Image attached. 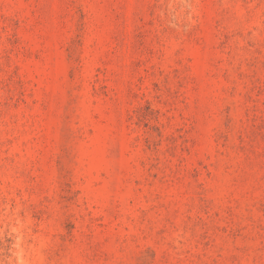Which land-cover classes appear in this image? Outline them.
Here are the masks:
<instances>
[{
    "label": "rangeland",
    "instance_id": "374dc122",
    "mask_svg": "<svg viewBox=\"0 0 264 264\" xmlns=\"http://www.w3.org/2000/svg\"><path fill=\"white\" fill-rule=\"evenodd\" d=\"M0 264H264V0H0Z\"/></svg>",
    "mask_w": 264,
    "mask_h": 264
}]
</instances>
